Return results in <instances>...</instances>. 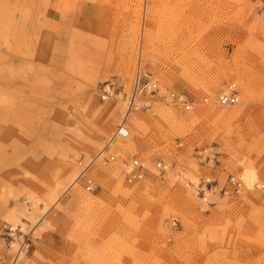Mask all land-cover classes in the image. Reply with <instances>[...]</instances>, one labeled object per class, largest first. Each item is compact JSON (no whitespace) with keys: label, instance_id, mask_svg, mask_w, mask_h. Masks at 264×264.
Listing matches in <instances>:
<instances>
[{"label":"rangeland","instance_id":"rangeland-1","mask_svg":"<svg viewBox=\"0 0 264 264\" xmlns=\"http://www.w3.org/2000/svg\"><path fill=\"white\" fill-rule=\"evenodd\" d=\"M137 77L158 89L126 115ZM230 88L238 102L218 104ZM119 123L128 134L105 148ZM134 155L149 170L128 182ZM229 175L239 192L223 193ZM256 182L264 14L253 0H0V264H264Z\"/></svg>","mask_w":264,"mask_h":264},{"label":"built area","instance_id":"built-area-1","mask_svg":"<svg viewBox=\"0 0 264 264\" xmlns=\"http://www.w3.org/2000/svg\"><path fill=\"white\" fill-rule=\"evenodd\" d=\"M254 3L256 4V8L259 10L260 13L264 14V0H253ZM150 90L154 91L157 90V86L155 83H150L149 81L143 82L140 80V78H137L134 84V90L133 93L131 94L127 105H126V113L128 114L130 111L135 109L136 107L134 106L135 103L134 101V94L137 90ZM231 89V88H230ZM170 99L172 102L177 103L179 105H182L185 110H188L191 107V101L182 93H170ZM217 102L220 105H234L238 102V96L237 93L231 89L230 92H223L221 95L218 96ZM142 107H147V105H141ZM128 134V131L126 127L124 126V123L117 124L112 131L111 138H109L108 142L106 143V147H108L109 143L116 137H125ZM110 141V142H109ZM206 158V157H205ZM207 159L210 161L211 158L207 157ZM110 160H114V155L109 153L106 157H104V162H108ZM148 162L143 160L142 158L138 156H132L130 158L129 164L126 167L125 170V178L128 182L131 181H136L138 179H142L146 173L148 172L147 168ZM169 165L168 162L163 161V160H157L154 164L155 169L158 170L160 173H164L167 169V166ZM207 180V179H206ZM88 185H86V189L90 190L92 186V182L88 180ZM241 186L240 180L235 176V175H229L227 178V183L226 185L222 188L223 193L227 192L229 189H231L234 192H238L239 188ZM263 186V185H260ZM256 187L257 184H256ZM204 193V192H203ZM203 195V194H202Z\"/></svg>","mask_w":264,"mask_h":264},{"label":"bare ground","instance_id":"bare-ground-1","mask_svg":"<svg viewBox=\"0 0 264 264\" xmlns=\"http://www.w3.org/2000/svg\"><path fill=\"white\" fill-rule=\"evenodd\" d=\"M138 78V77H137ZM157 89H158V87H157ZM141 89H139V90H137L136 92H135V94H134V101H133V103H135L134 104V106L136 107L135 109H133V110H137L141 105H148L149 106V103H140V99L139 100H137V97H138V95L139 94H141L142 93V90L140 91ZM150 91V90H149ZM170 95V94H169ZM168 95V96H169ZM169 98H170V96H169ZM129 100V99H128ZM170 101L172 102V100L170 99ZM128 102V101H127ZM127 102H126V105H127ZM132 110V111H133ZM132 111H130L128 114H126V115H130L131 113H132ZM125 113H126V107H125ZM135 121V120H134ZM131 122V125H134L135 124V122ZM120 124V123H119ZM130 124V123H129ZM129 124H128V126H129ZM126 137V136H125ZM121 140V139H120ZM122 140H124V139H122ZM101 155H99L98 157H97V159H99V157H100ZM114 157H115V155H114ZM115 159V158H114ZM143 160H145V161H147L146 159H144V158H142ZM130 161V160H129ZM148 162V161H147ZM166 162H168V161H166ZM125 164H126V167H127V165L129 164V162L127 161V162H125ZM147 168L149 169V163H148V165H147ZM83 175V174H82ZM79 177H80V175H79ZM238 179H240V177L238 176ZM243 179H244V182L246 183V185L247 186H249V187H251V185H252V182H253V170H250V169H245V172H244V174H243ZM240 181H241V179H240ZM75 182H76V180H75ZM255 184H257V186L258 187H261L262 188V186H260V185H262V183L261 182H256ZM241 186H242V183H241ZM241 186H240V188H239V191L241 190ZM264 186V185H263ZM238 191V192H239ZM206 194H207V192H204L203 193V199H206Z\"/></svg>","mask_w":264,"mask_h":264}]
</instances>
